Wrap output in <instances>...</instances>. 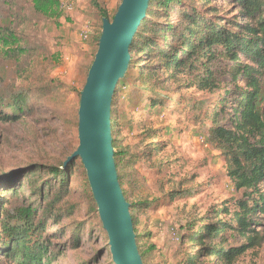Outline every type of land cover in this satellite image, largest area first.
Masks as SVG:
<instances>
[{"label": "rangeland", "instance_id": "1", "mask_svg": "<svg viewBox=\"0 0 264 264\" xmlns=\"http://www.w3.org/2000/svg\"><path fill=\"white\" fill-rule=\"evenodd\" d=\"M14 1L0 0V5L3 4L0 19L19 34L30 51L23 57L21 69L0 52V95L4 97L21 89L38 91L58 86L66 97V104L61 109L50 96L35 95L32 97L33 113L14 122L0 121V215L5 203L7 207L30 203L43 214L44 210L50 212L52 200L58 201L54 196L59 186L53 187L50 199L40 197L34 187L46 186L48 175L41 171L36 178L40 183L34 185L37 180L25 172L32 164L57 165L78 146L73 112L79 107L103 23L93 0H59L60 15L56 17L37 14L27 0H17V13L10 16L7 8ZM98 1L110 19L122 2ZM188 5L193 6V1L183 0L180 6L174 3L167 12L154 8L150 25L178 24L180 12ZM209 5L215 6L217 14L228 25L248 20L234 0H212ZM194 6L210 17L208 5L196 0ZM142 50L133 52L131 75L123 79L114 97L113 111L119 124L115 137L120 148L127 150L130 164L124 170L123 188L129 202L135 204L140 243L155 246L148 254V264H178L186 250H194L185 237L187 222L201 219L221 206L234 208L243 193L228 176L224 155L209 143L205 134V127L211 124L205 112L213 109L218 93L200 90L186 75H180L178 79L162 83V94H167L168 99L164 106L152 109L149 92L138 89L141 84L139 70L146 72L151 68ZM241 59L250 63L243 56ZM230 64L233 63H219L217 75L221 81H229L225 67ZM238 83L241 84V80ZM226 108L229 110V105ZM228 128L232 129V125ZM153 129L159 137L150 140L148 136ZM150 147L153 151H149ZM71 167L67 190L57 205L72 204L75 209L72 214H61L59 208L54 207L53 217L47 218L45 232L55 244L51 264H114L98 208L94 211L90 206L82 167ZM7 173H14L16 177L10 182L5 177ZM11 188L15 191L11 192ZM261 189L264 190V182ZM56 214L58 217L54 218ZM258 218L261 223L258 230L264 237V215ZM78 223L81 240L75 245L72 237ZM0 261L11 264V259L2 254ZM212 262L221 264L215 258ZM235 264H264V239Z\"/></svg>", "mask_w": 264, "mask_h": 264}, {"label": "trees", "instance_id": "2", "mask_svg": "<svg viewBox=\"0 0 264 264\" xmlns=\"http://www.w3.org/2000/svg\"><path fill=\"white\" fill-rule=\"evenodd\" d=\"M27 1L32 3L37 14L46 17L60 15L59 0ZM182 1L150 0L147 15L142 20L130 47L129 68L124 78L119 80L115 94L123 85V79L131 75L133 52L135 49L140 51L141 48L142 53L147 54L151 68L145 72L140 69L141 64L138 65L141 79L138 89L149 92L152 109L164 106L165 99H168L167 94H162V83L178 79L180 75H186L192 85L200 90L211 94L218 93L213 109L205 112V116L211 120L210 126L205 127V134L209 143L224 155L228 176L235 187L242 191L243 196L236 200L234 208L221 206L201 219L187 222L184 226L185 237L194 250H186L178 264H213L214 258L221 264H235L247 251L261 245L264 239L258 230L261 224L258 217L260 214L264 215V190L261 189L264 182V0H234V3L241 6L248 19L245 23L235 22L234 26L228 25L217 14L215 6L209 5L212 0H200L202 5H208L207 14H210L211 18L197 10L194 6L196 0H191L193 6L190 4L180 12L181 20L178 24L168 22L161 26L150 25L154 8L167 12L173 7L172 4L180 6ZM93 3L101 13L102 23L103 18L110 19L107 10L98 0H93ZM18 5L19 2L15 0L8 6L10 16L17 13ZM100 36L101 33L96 39V45H99ZM29 51L30 47L24 46L19 34L0 19V52L3 56L13 60L21 69L23 57H26ZM241 56L250 63L243 62ZM222 61L233 63L225 67V73L230 78L228 82L221 81L217 75L218 65ZM238 80H241V84ZM35 95H48L61 109L65 107L66 97L58 86L44 87L38 91H11L4 97L0 95V121L14 122L33 113L35 107L32 106V97ZM114 105L113 98L111 125L115 162L121 187L129 202L123 188L124 170L130 165L127 159L129 155L127 150L120 148L115 137V128L119 124L113 111ZM227 105L229 110H226ZM73 117L78 128L79 107L73 112ZM230 125L232 129L228 128ZM148 137L155 140L159 135L153 129ZM77 148L78 146L71 154ZM155 148L160 149L157 145ZM149 151H153V148L150 147ZM69 156L57 165L32 164L28 172H25L37 180L34 185H39V178H36L41 171L48 175L46 186L34 187L35 193L40 197L50 199L53 187L59 186V191L54 196L58 201H51L52 208L49 213L44 210V213L40 214L38 207L30 203L10 207L6 206L7 203L2 205L0 254L11 259V264H51L53 261L55 255L52 247L55 244L45 232L47 218L53 217L54 207H58V213L61 214H72L75 209L72 204L57 205L67 190L73 170L71 166L82 167L85 186L90 193V206L92 210L97 211L98 206L82 160L79 157L68 160ZM76 162L79 164L76 165ZM5 177L11 182L16 175L7 173ZM10 191L14 192L15 188ZM180 192L182 191H178ZM134 206V203H130L137 243L144 263L148 264V254L155 246H143L140 243ZM57 217L56 214L54 218ZM75 228L72 240L77 245L81 240L80 224H76ZM111 263L115 264L114 261Z\"/></svg>", "mask_w": 264, "mask_h": 264}, {"label": "water", "instance_id": "3", "mask_svg": "<svg viewBox=\"0 0 264 264\" xmlns=\"http://www.w3.org/2000/svg\"><path fill=\"white\" fill-rule=\"evenodd\" d=\"M150 0H122L113 19L103 18L95 58L79 104V145L68 160L80 158L115 264H145L134 222L121 187L112 136V103L116 86L131 61L130 47L147 15Z\"/></svg>", "mask_w": 264, "mask_h": 264}]
</instances>
